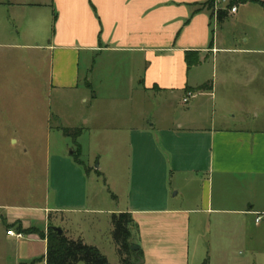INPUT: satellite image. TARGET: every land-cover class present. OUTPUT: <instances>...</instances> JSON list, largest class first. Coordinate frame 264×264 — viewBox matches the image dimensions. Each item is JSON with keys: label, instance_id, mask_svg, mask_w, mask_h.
I'll return each instance as SVG.
<instances>
[{"label": "crops", "instance_id": "0c3cea01", "mask_svg": "<svg viewBox=\"0 0 264 264\" xmlns=\"http://www.w3.org/2000/svg\"><path fill=\"white\" fill-rule=\"evenodd\" d=\"M205 1L0 0V9L5 11L13 7L37 9L23 37H48L47 43L28 46L50 55L52 86L56 88L76 90L82 59L89 74L99 77L98 82L93 77L86 81L94 105L105 106L108 101L132 104L146 92L181 93L182 97L187 91L194 92L191 100L181 99L186 110L171 122L162 119L159 124L142 127L138 116L136 121L130 114L117 118L127 124L119 125L118 134L127 136L129 175L125 194L118 195L116 189L115 206L106 212L131 215L137 225L141 264H190V216L195 213L208 218L215 215L219 233L242 232L239 240L235 236L231 240L221 235L215 238L224 253L242 243L250 256L243 264H253L258 256L264 258V126L252 122L249 107L238 100L239 112L230 116L234 123L216 118L214 84L200 71L218 50L232 51L241 57L239 63L247 75L252 69L254 73L229 79V86L248 89L247 94L244 91L247 102L261 97L264 78L259 76L264 64H254L247 56L264 55V16L252 37L248 33L234 35L230 45L224 46L219 27L225 18L239 20V3L231 12L227 0H217L213 9H208ZM250 3L243 2L242 6ZM219 10H226L223 19H218ZM189 51L195 52L191 57L198 60L190 66L185 59ZM193 68L198 70L193 72ZM106 71L120 73L116 74L124 81L121 90L116 88L122 83L109 81ZM204 83L210 88L198 89ZM98 88L106 89V95ZM166 101L172 108V98ZM107 121L106 128H117ZM52 159L56 174L51 207L36 214L25 206L0 204V222L5 230L22 234H2L13 250V262L4 264H35L38 259L46 264V237L40 234L46 236L51 214L97 210L88 207L90 167L82 164L81 169V164L62 153ZM111 162L113 166L114 160ZM120 163L116 160L113 166L116 186L124 181ZM224 215H235L238 222L230 224ZM36 241L43 243L40 258L33 247Z\"/></svg>", "mask_w": 264, "mask_h": 264}, {"label": "rangeland", "instance_id": "374dc122", "mask_svg": "<svg viewBox=\"0 0 264 264\" xmlns=\"http://www.w3.org/2000/svg\"><path fill=\"white\" fill-rule=\"evenodd\" d=\"M237 6L239 20L225 18L219 27L224 46L230 45L234 35L248 33L252 37L257 31L259 18L264 16L262 7L257 3H250L247 7L239 3ZM2 10L0 9V204L21 205L27 207L29 213L30 210H34L36 214L43 213L45 207L53 204L52 180L56 174V165L52 158L62 153L73 160V152H78L79 159L91 170L88 174V207L97 210L51 214V222L60 227L66 237L72 240L84 239L85 244L97 247L109 264H118L117 247L112 235V215L106 210L115 206L117 191L120 196L125 194L130 148L125 146L126 134H118L123 120L117 118L130 114L136 121L138 119L135 116H138L142 127L154 122L159 124L162 119L164 123L171 122L186 110L187 105L181 100L182 94L146 92L144 95L141 93L137 102L132 104H112L108 101L105 106L100 103L94 105L91 89L86 87V81L90 82L93 77L98 82L99 77L96 73L94 76L89 74L82 59L79 62L76 90L56 88L52 86L50 55L28 46L47 43L48 37H23L24 29L34 20L37 9L13 7ZM247 59L254 64H264V55L250 54ZM240 60L241 57L232 51L218 50L200 68L209 78V83L212 81L214 84V116L229 124L234 123L230 116L238 114L239 103H235L238 100L249 107L250 120L264 126V87H261V97L247 102L245 94L248 89L229 86V79H243L251 75V71L254 73L252 69L247 75L248 71L239 63ZM196 69L193 68V72ZM105 73L110 74L107 77L109 81L116 82L117 85L122 83L116 88L121 90L124 81L116 74L120 73ZM259 77L264 78V68ZM250 90H255L254 86ZM103 91L106 89L100 93L106 95ZM85 98H88L87 102L84 101ZM168 98H172V108L167 104ZM135 99L134 93L133 100ZM87 119L88 124L84 122ZM106 120L117 128H106ZM63 127L79 128L80 134L76 142L63 134ZM112 160L113 166L116 160L121 162L120 170L124 181L120 180L117 186L112 181L115 176ZM79 167L82 169L83 165ZM94 169L101 173L98 174ZM190 217V264H243V260H248L250 256L242 243L228 248L226 253L215 244L218 235L227 240L235 236L239 240L243 238L242 232L225 230L219 233L215 227V215L208 218L207 215L195 213ZM224 218L230 224L238 222L235 215H224ZM41 225L39 222V226ZM2 234H6V230L5 225L0 222V264L13 259V250L5 244ZM132 237L136 245H139L137 231ZM33 247L40 258L43 243L36 241ZM263 261V255L258 256L253 264H262ZM35 264H40V259Z\"/></svg>", "mask_w": 264, "mask_h": 264}, {"label": "trees", "instance_id": "16d2710c", "mask_svg": "<svg viewBox=\"0 0 264 264\" xmlns=\"http://www.w3.org/2000/svg\"><path fill=\"white\" fill-rule=\"evenodd\" d=\"M217 0H206L204 5L208 9H213ZM228 6H233L237 3L253 2L259 4L264 11V0H227ZM226 10L218 11V19H223L226 16ZM195 52H186L185 59L187 65L198 63L197 59H192L191 54ZM210 86L204 83L198 89H208ZM62 132L65 136L72 138L76 142V138L80 134L79 128L63 127ZM73 159L78 164H83L79 159V153L73 152ZM113 224V240L117 247L119 257L118 264H137L142 253L139 249H132L137 243L133 239V233L137 231V225L133 221L129 213L112 214ZM42 237H46V264H109L106 257L95 246L85 244L81 239L72 240L59 233L53 228L51 222H48L46 236L41 233Z\"/></svg>", "mask_w": 264, "mask_h": 264}, {"label": "built area", "instance_id": "2783aa9c", "mask_svg": "<svg viewBox=\"0 0 264 264\" xmlns=\"http://www.w3.org/2000/svg\"><path fill=\"white\" fill-rule=\"evenodd\" d=\"M236 10V7L235 6H232L231 7V9H230V11L231 12H234ZM194 96V92H192V91H187L186 93H185V95L183 96V102H187L191 97H193ZM260 219V216H257L256 217V221H258ZM6 233L8 234V235H13V236H17V237H21V235L22 234H20V233H15L12 229H8L7 231H6Z\"/></svg>", "mask_w": 264, "mask_h": 264}, {"label": "water", "instance_id": "95a60500", "mask_svg": "<svg viewBox=\"0 0 264 264\" xmlns=\"http://www.w3.org/2000/svg\"><path fill=\"white\" fill-rule=\"evenodd\" d=\"M53 228L56 229L59 233H62V230L60 227L53 226ZM132 249H134V250L139 249V245H133ZM141 262H142V259H139L137 264H141Z\"/></svg>", "mask_w": 264, "mask_h": 264}]
</instances>
